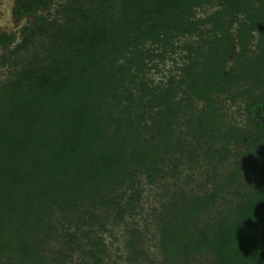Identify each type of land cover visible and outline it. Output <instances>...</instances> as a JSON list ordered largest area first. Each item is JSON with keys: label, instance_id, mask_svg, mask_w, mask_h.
Here are the masks:
<instances>
[{"label": "trees", "instance_id": "1", "mask_svg": "<svg viewBox=\"0 0 264 264\" xmlns=\"http://www.w3.org/2000/svg\"><path fill=\"white\" fill-rule=\"evenodd\" d=\"M14 12L33 23L15 45L0 34L14 57L1 56L13 70L0 82V264H104L119 226L127 264H264V0H17ZM182 169L204 174L199 192L176 186ZM168 179L134 221L142 186ZM147 218L160 261L144 249Z\"/></svg>", "mask_w": 264, "mask_h": 264}, {"label": "rangeland", "instance_id": "2", "mask_svg": "<svg viewBox=\"0 0 264 264\" xmlns=\"http://www.w3.org/2000/svg\"><path fill=\"white\" fill-rule=\"evenodd\" d=\"M15 1L16 0H0V34L1 33H8L14 35V45L18 43L23 35L21 33V30L23 27L32 24L33 18L25 17L22 19H16L13 16V10L15 7ZM65 0H57L58 3L64 2ZM211 10L208 8H205V12H210ZM204 14L203 11H198L197 16H202ZM54 15H51L49 19H52ZM5 55V57L8 59V63L14 57H11L5 53L4 50L0 48V82L4 81L8 74V71H12L13 67L11 65L2 64L1 62V56ZM171 66L170 61H166L163 65H160L159 68L161 72L154 73V71H151V78L154 79V81L160 80L163 75ZM153 73V74H152ZM200 106V104H198ZM225 107L227 109V113L229 117H231V122L233 124H236L238 126L244 125V116H242V112L237 111L236 107L228 108V103H225ZM203 172L205 170H202ZM189 172H187L186 169H182V174L180 177V180L175 181L177 187H181L184 190H193L194 192L198 191V185L204 183V174H201L199 172L195 173V176L192 180L186 181L185 175H187ZM173 183V180L168 179L165 180L163 183L159 182L157 186L154 185H146L144 184L142 186V202H141V210L140 215L136 216L134 221H137L140 225H142L141 218L142 217H148V215L151 213V211L157 207L160 201L159 194L164 191V186L171 187V184ZM148 227L146 231H144L145 234V244L144 249H146L148 258L153 259L155 261H160V255L159 250L157 248V238H156V228L154 227L153 223L150 222V219L147 218ZM113 237H110L108 234H104L105 243L107 244V249L110 258L107 259L104 258V264H127L124 260L125 252H124V241H125V233L122 226L119 227H113L112 229ZM200 264H207L205 260H200Z\"/></svg>", "mask_w": 264, "mask_h": 264}, {"label": "flooded vegetation", "instance_id": "3", "mask_svg": "<svg viewBox=\"0 0 264 264\" xmlns=\"http://www.w3.org/2000/svg\"><path fill=\"white\" fill-rule=\"evenodd\" d=\"M17 1V0H16ZM16 1H15V5H16ZM15 8V7H14ZM13 16L16 18V19H22V18H17L16 16H15V12H14V10H13ZM25 17H27V16H25ZM25 17H23V18H25Z\"/></svg>", "mask_w": 264, "mask_h": 264}]
</instances>
